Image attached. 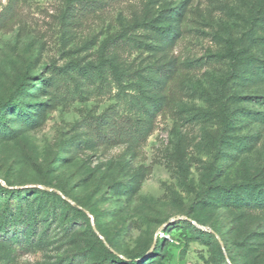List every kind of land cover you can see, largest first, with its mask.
<instances>
[{
	"label": "rangeland",
	"instance_id": "obj_1",
	"mask_svg": "<svg viewBox=\"0 0 264 264\" xmlns=\"http://www.w3.org/2000/svg\"><path fill=\"white\" fill-rule=\"evenodd\" d=\"M19 86L0 189L43 240L0 264L143 260L164 229L146 264H264V0H0V101Z\"/></svg>",
	"mask_w": 264,
	"mask_h": 264
},
{
	"label": "trees",
	"instance_id": "obj_2",
	"mask_svg": "<svg viewBox=\"0 0 264 264\" xmlns=\"http://www.w3.org/2000/svg\"><path fill=\"white\" fill-rule=\"evenodd\" d=\"M90 7L85 8V10H89ZM119 46H126L125 43H117ZM175 65L173 63H169L160 67L157 71L158 81L157 86L162 89L166 82L170 80L172 74L175 72ZM22 88L19 86L13 93L9 96L7 100L0 101V120L3 121L6 114L13 110H18L19 114L25 112V109L21 107L18 102V96L22 92ZM143 128V127H142ZM141 128V129H142ZM130 134H132V129H128ZM140 130L139 128L136 129ZM113 132V133H111ZM127 133V132H126ZM100 134V133H99ZM110 135H98L99 138H108L110 141H115L117 137H122L123 135L116 129L111 130L109 132ZM102 136V137H101ZM108 136V137H107ZM4 196H7V206L6 211L9 212V220L4 223V225L0 228V240L7 243L9 246L13 248V250L17 253H31L33 248H35L39 242L43 240L42 237H39V227L38 223L34 222L33 224L30 222L29 216L27 212L23 211V208L26 206L25 200L27 197L28 191H22L18 189H9L5 187H1L0 189ZM41 191V190H40ZM42 192V191H41ZM47 194L48 192H43ZM22 194H24L22 196ZM48 195H55L50 194ZM72 209L78 213V215L82 217H86V212L79 208L78 206H72ZM21 211L18 214V211ZM169 234L168 229L161 230L157 235L155 245L151 250L150 254L144 258L143 260H139L137 258L125 260L116 254L111 248L108 251L107 260L110 263L117 264H146L154 259L161 258V245L163 243L169 242L166 239V236Z\"/></svg>",
	"mask_w": 264,
	"mask_h": 264
}]
</instances>
